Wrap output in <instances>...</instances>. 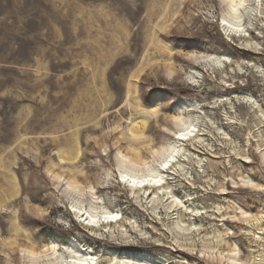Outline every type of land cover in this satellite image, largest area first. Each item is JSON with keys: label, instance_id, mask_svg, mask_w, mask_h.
<instances>
[{"label": "rangeland", "instance_id": "rangeland-1", "mask_svg": "<svg viewBox=\"0 0 264 264\" xmlns=\"http://www.w3.org/2000/svg\"><path fill=\"white\" fill-rule=\"evenodd\" d=\"M242 1L237 32L223 0H0V264H264V0ZM184 124L169 193L127 186L119 150L157 168Z\"/></svg>", "mask_w": 264, "mask_h": 264}, {"label": "bare ground", "instance_id": "bare-ground-1", "mask_svg": "<svg viewBox=\"0 0 264 264\" xmlns=\"http://www.w3.org/2000/svg\"><path fill=\"white\" fill-rule=\"evenodd\" d=\"M223 1L228 7L227 15L223 18V22L225 24L224 26L229 27L232 30L239 32L243 26L241 18H240L241 16H239V13L241 12L240 8L244 5V1L242 0H223ZM241 14L242 13H240V15ZM150 113L154 115L157 113V111L152 110ZM149 115L150 114H148L147 112H145V114L142 115V120H144V124H143L144 126L147 125L148 123L149 117L151 116ZM179 121L183 122V119ZM186 126L187 125H185V128L183 129V131L177 133V140L175 143L173 144L170 143L168 144V146L163 147L159 151L156 150V154L159 156V158H161V160L163 159L162 163L160 162L161 165L157 166V168L143 159L142 149L139 145L130 143L129 144L130 147L128 145V151L125 152V151L119 150L118 152L119 163H120V167L124 169L122 171V175L125 178L124 182L127 184V186L131 187L135 191H139L143 194H147V196H149L148 198H150L152 194L155 195L158 193H161V194L169 193L168 192L169 183H168V179H166L165 177L164 172H167V174H170L172 173L173 170L175 169L177 170L178 167L182 165V156L181 157L179 156L181 154V149L177 143L184 141V138H186L185 136L188 135L191 126H188V127ZM131 133H132V136L135 138H138L143 135L142 131L133 132L132 127H131ZM165 164L168 165L167 168L163 167V165ZM144 169H147V173H142ZM156 181H160V183H156ZM242 181L244 183H251V180L248 178L247 179L242 178ZM67 185L70 188L78 189V186L73 181V179L67 180ZM175 202L173 201V203ZM73 208L75 209V211H78V210L81 211V208H79L77 204L74 205ZM89 212L90 211L86 212L88 213V219L90 217L91 219H94L92 222H95L96 221L95 218L97 216L92 215ZM86 213H83L81 216L84 217ZM114 217H115L114 212H107V216L104 221L106 223V226L113 225L115 221ZM27 253L29 257L33 258L32 264H36L35 262L37 261V259H39L38 258L39 254L32 250H28ZM228 261L230 262V264H242V262L240 261L239 252L236 250L231 253H228ZM74 263L89 264L90 261L88 258L83 257V258H77Z\"/></svg>", "mask_w": 264, "mask_h": 264}, {"label": "snow or ice", "instance_id": "snow-or-ice-1", "mask_svg": "<svg viewBox=\"0 0 264 264\" xmlns=\"http://www.w3.org/2000/svg\"><path fill=\"white\" fill-rule=\"evenodd\" d=\"M163 167L167 168V167H168V165H167V164H165V165H163ZM156 183H160V181H156Z\"/></svg>", "mask_w": 264, "mask_h": 264}]
</instances>
